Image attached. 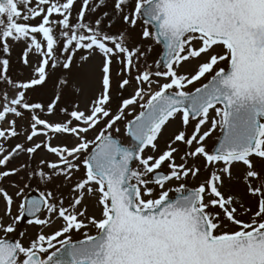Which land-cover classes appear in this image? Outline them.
Masks as SVG:
<instances>
[{
	"label": "snow or ice",
	"instance_id": "6c2138e0",
	"mask_svg": "<svg viewBox=\"0 0 264 264\" xmlns=\"http://www.w3.org/2000/svg\"><path fill=\"white\" fill-rule=\"evenodd\" d=\"M0 264H264V0H0Z\"/></svg>",
	"mask_w": 264,
	"mask_h": 264
},
{
	"label": "rangeland",
	"instance_id": "374dc122",
	"mask_svg": "<svg viewBox=\"0 0 264 264\" xmlns=\"http://www.w3.org/2000/svg\"><path fill=\"white\" fill-rule=\"evenodd\" d=\"M32 23H35V21H32ZM116 27H120V25L117 24ZM160 51H161V48L158 45H155L154 46V55L150 58L149 62H151L152 59L158 58V55L156 53H159ZM75 63H76V65L81 64V62L79 60V54L75 58ZM98 65H99V59L97 58V59H94V60L84 64L83 67H74L72 73L69 74L70 78L82 77L84 74L88 73L90 67L95 72V78L91 81H87V80L82 79V78L78 79V84H79L81 91L78 92L76 95L69 97L68 99L79 103L81 105V107H84L88 103L89 99L94 95V93L99 90V74H100V72H99V66ZM12 74L14 77H17L20 75L15 66H14V70H13ZM57 75H59V73H57ZM20 78H23V77L21 76ZM117 83H118V81H117V78L115 76V70H114V73H113V95L118 94L116 91ZM44 91H45V96L43 97V99L47 100L48 96L51 95V92H52L51 82L49 83L48 87ZM130 92H131V89H128V92H126L125 95L129 94ZM138 110L139 109H137V111ZM57 118H59V117H57ZM24 123H26V121H18V124H24ZM177 127H178V124L173 123L164 130L163 135L159 140L161 148H163L165 146V143L168 140L169 136L176 130ZM121 138L125 139V141H126V138H124L123 136H121ZM40 139L42 140L43 137H40ZM19 142H20L19 140H15V139L10 141V143L12 145H15L16 143H19ZM54 143H55V141H54ZM208 143L210 146L212 144H214L215 143V136L213 138H211L208 141ZM45 155H46V153H43V152L38 154L35 157V160L31 162V166L35 167V165L39 162L40 158L42 156H45ZM48 158L49 159H55V157H51V156H49ZM26 159H27V157L21 156L18 159L14 160L12 162V164L10 165V167L17 166L19 163L25 161ZM164 171H166V169H164ZM21 175H23V173H21ZM36 179H38V178H35L33 181L30 182L32 185V190H36V187H37ZM200 179H203V177H201ZM192 183L198 184L199 180L193 181ZM172 186L173 187L175 186V182H173ZM65 192H67L66 189H65ZM173 194L174 193H170V195H173ZM90 210L96 211L95 209L91 208V205H90ZM24 227H27V229H28V236H33L36 233V231L38 230L37 227L26 226V225H21V230H23ZM92 233L93 234L95 233L94 229L92 230ZM75 238H77V237H74V239Z\"/></svg>",
	"mask_w": 264,
	"mask_h": 264
},
{
	"label": "water",
	"instance_id": "95a60500",
	"mask_svg": "<svg viewBox=\"0 0 264 264\" xmlns=\"http://www.w3.org/2000/svg\"><path fill=\"white\" fill-rule=\"evenodd\" d=\"M162 47V46H161ZM37 193L36 192H33V193H31L30 195H36Z\"/></svg>",
	"mask_w": 264,
	"mask_h": 264
}]
</instances>
